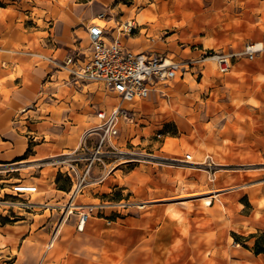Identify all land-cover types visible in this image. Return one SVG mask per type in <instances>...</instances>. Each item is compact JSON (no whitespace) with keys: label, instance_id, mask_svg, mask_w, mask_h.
Here are the masks:
<instances>
[{"label":"rangeland","instance_id":"rangeland-1","mask_svg":"<svg viewBox=\"0 0 264 264\" xmlns=\"http://www.w3.org/2000/svg\"><path fill=\"white\" fill-rule=\"evenodd\" d=\"M88 8L96 11V17L78 23L80 31L67 42L61 33L65 15L73 17V9ZM100 14L114 22L132 21L136 28L130 39H143L145 49L141 51L163 54L175 61H185L200 52H236L246 43L264 45L263 0H0V42L4 44L0 55L6 64L21 53L44 56L33 47L44 38L41 45L52 44L58 52L51 57L60 64L69 46L88 48L85 27L91 23L104 25V21L95 20ZM128 44L135 47L130 40ZM53 67L61 73L52 82L67 84V73L58 64ZM71 86L78 107L71 104L70 111L85 108L74 123L83 130L72 128L68 134L75 138V145L39 161V167L22 161L0 170L1 193L20 180L38 187L31 196L12 198L32 203V209L0 210V223L5 218L9 224L35 222V244L43 251L57 232L51 253L60 247L65 230L78 234L77 214L82 212L76 209L66 214L72 182L59 173V164L52 163L64 155L65 160L76 156L82 160L71 163L81 170L94 152L95 136L84 140V133L96 125L97 108L106 109L119 102L99 84ZM124 106L134 110V119L121 124L115 150L93 164L91 177L75 205L121 200L134 204L115 215L128 211L127 216L143 215L147 219L143 224L148 228L144 231L149 236L146 247H161L148 264L241 263L236 256L264 262V257L254 255L232 236L247 237L264 231V50L253 61L235 59L225 75L216 71L213 61L202 60L186 67V72L178 74L169 86L159 84L145 100ZM53 111L69 109L60 104L43 113ZM41 142L43 139L36 140ZM45 142H50L48 136ZM51 178L65 194L51 191ZM49 193L56 197L46 198ZM97 216L100 214L94 213L89 220ZM128 222L137 223L131 219ZM75 223L76 228L71 227ZM114 228L116 239L124 244L138 238L122 221ZM157 228L162 229L158 234ZM69 237L66 235L65 240ZM244 245L250 247L252 242ZM105 254L110 255L108 250ZM125 255L119 250L114 254L116 260L107 258L105 263L129 264Z\"/></svg>","mask_w":264,"mask_h":264},{"label":"crops","instance_id":"crops-1","mask_svg":"<svg viewBox=\"0 0 264 264\" xmlns=\"http://www.w3.org/2000/svg\"><path fill=\"white\" fill-rule=\"evenodd\" d=\"M73 12V17L65 15V24L61 26V33L67 42L80 31L78 23H86L97 15L96 11L90 8L85 11L73 9ZM42 39L44 38H41V44H44ZM128 40L131 39H125L126 46L137 51L133 46H129ZM46 43L45 47L41 44L33 47L42 51L46 57L53 54L55 56L58 50L55 51L52 44ZM2 44L3 42H0V47ZM72 48L69 46L62 56ZM1 51L0 49V53ZM17 67L20 69L18 75ZM57 73L61 72L54 71L53 64L32 54H18L11 57L7 64L5 58L0 55V170L22 161L30 162V167H39V161L51 155H58L62 150L75 145V138L68 134L72 128L77 132L83 130V126L74 123L76 116L82 115L85 108L76 112L70 111L71 104L78 107L74 101L75 91L71 86L74 84L70 83L69 78L67 82L71 85L66 82L61 85L53 83L52 78ZM12 74L14 77L11 78ZM60 104H66L69 111L43 113V110ZM30 112L33 115H29ZM47 136L50 138L49 143L45 142ZM28 138L31 139L29 142ZM37 139H43V142L36 143ZM48 183L51 191H61L65 194V191L57 188L53 178ZM50 196L56 197L54 193H49L46 198ZM61 202L64 207L65 196L61 198ZM126 214L128 211L116 216L110 209H105L100 216L88 219L83 230L77 231L76 236L70 234V229L65 230L60 247H56L52 253L51 248L43 251L42 247L36 246L38 237L37 232L33 230L35 222L0 225V264H107V258L117 259L114 254L119 250L126 253L129 264H148L150 257H157L161 247H146L149 236L144 235L148 228L143 225L144 220H147L143 215L134 217ZM130 219L136 220L137 223L130 224ZM119 221L132 231L134 237H138L134 243L131 241L124 244L125 242L116 239L114 226H117ZM71 227L76 228V223ZM161 230L157 228L156 234ZM66 235H70L67 240ZM128 245L129 247H117ZM106 250L110 253L108 257Z\"/></svg>","mask_w":264,"mask_h":264},{"label":"built area","instance_id":"built-area-1","mask_svg":"<svg viewBox=\"0 0 264 264\" xmlns=\"http://www.w3.org/2000/svg\"><path fill=\"white\" fill-rule=\"evenodd\" d=\"M99 19L103 20L105 24L100 26L91 23L85 27L87 49L80 46L73 47L66 52L60 64L54 57L36 55L38 59L46 60L53 65H60L66 71L69 81L74 85L96 83L101 85L104 90L113 93L119 100L117 105L106 109L97 108L95 112L96 125L84 133V140L89 136H95L94 152L81 170L71 163L82 160L76 156L71 160H65L64 155L59 161L52 163L54 166L59 164V173L64 177H69L72 182L66 214H70L76 209L78 211L82 209V212L77 214L78 231L83 230L85 223L94 213L101 215L105 209H110L112 213L119 214L121 211L135 206L129 201L123 200L83 207L75 205L77 196L82 193L91 177L93 164L100 161L104 155L110 154L111 150H115V140L120 134L121 124L131 123L134 119V110L124 105H132L145 100L153 90H156V86L159 84L169 86V83L176 79L178 74L181 76L186 72V67H193L194 64L200 63L202 60L211 59L216 71L220 75H225L232 69L235 59L253 61L264 50L262 42L246 43L236 52H220L212 55L200 52L195 57L189 56L185 61H175L163 54L145 50L134 51L128 48L125 39L130 38V34L136 28L132 21H120L119 23L114 22L113 19L105 20L104 14H100ZM110 22L113 24L106 25ZM158 91L165 94L162 89ZM187 159L191 160V156L187 155ZM97 182L99 181L97 180ZM7 190L6 193H1L2 190H0L1 211L15 212L33 208V204L28 201L15 202L12 198L31 196L37 193L36 185L20 180ZM5 196L8 199H5ZM63 212V219H65V206ZM56 238L57 232L51 235L47 244L48 249L53 246Z\"/></svg>","mask_w":264,"mask_h":264},{"label":"trees","instance_id":"trees-1","mask_svg":"<svg viewBox=\"0 0 264 264\" xmlns=\"http://www.w3.org/2000/svg\"><path fill=\"white\" fill-rule=\"evenodd\" d=\"M57 188L60 190H63L58 185H57ZM3 221L4 222L0 223L1 226L9 223V220L6 218ZM232 236L236 243H241L245 248L250 250L254 255L264 257V231H259L257 233H251L247 237H243L235 233H233ZM247 241L252 242V245L250 247H247L246 245H244V243Z\"/></svg>","mask_w":264,"mask_h":264},{"label":"bare ground","instance_id":"bare-ground-1","mask_svg":"<svg viewBox=\"0 0 264 264\" xmlns=\"http://www.w3.org/2000/svg\"><path fill=\"white\" fill-rule=\"evenodd\" d=\"M95 20L98 22H103V20H101L99 18H96ZM86 39H87V37H86ZM130 42H131V44L135 45L134 49L137 51H140L141 49H145L144 44H142V42H143L142 38H136V39L130 40ZM207 61H208V63H211V59H207ZM193 164L198 165L197 163H193ZM207 204H208V202H207ZM236 257L240 258L242 260V262L241 263H232V264H264V262H262L260 260L248 259L247 257H244V256H236Z\"/></svg>","mask_w":264,"mask_h":264}]
</instances>
